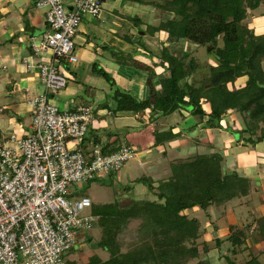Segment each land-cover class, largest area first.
I'll list each match as a JSON object with an SVG mask.
<instances>
[{
    "label": "trees",
    "instance_id": "16d2710c",
    "mask_svg": "<svg viewBox=\"0 0 264 264\" xmlns=\"http://www.w3.org/2000/svg\"><path fill=\"white\" fill-rule=\"evenodd\" d=\"M164 4L174 17L148 30L153 36L157 32H165L167 37L156 54L152 48L146 49L148 56L158 57L156 65L170 75L162 79L161 92L153 89L147 101L137 104H123L122 101L117 110L142 113L151 109L166 116L178 109L189 111L188 108L192 107L191 112L200 115L201 120L207 119L205 126L212 129H221L222 118L235 111L246 121L243 132L251 137L260 132L258 141L264 140V128H260V124H264V34L257 35L244 24L248 9L256 10L264 0H165ZM26 29L27 24L24 26ZM182 42L212 47L209 53L213 54V64L199 70L196 59L189 53L178 56L172 48L182 47ZM129 62L137 68H145L135 60ZM93 69L94 73L112 82L103 69L96 65ZM244 77H247L244 85H237V81ZM120 93L118 90L115 92L116 95ZM204 102L210 105L208 113L203 108ZM177 137L173 133H160L158 144ZM197 158L177 165L173 175L161 181L158 187L151 179H141L149 190L156 189L157 201L137 202L129 209L105 206L99 213V226L102 228L99 247L108 252L110 258L103 261L94 255L86 264H187L190 259L198 258L197 240L202 235L201 223L197 219H188L183 212L195 207L207 210L208 206H220L223 201L247 196L250 184L237 173L220 174V157L212 158V164L205 168L199 167ZM193 167L198 170L197 174L187 172ZM197 176L199 180L193 186ZM204 192L207 198L202 199L198 193ZM136 219L142 220L139 230L144 236L140 243H134L124 253L120 240L130 222ZM233 228L231 226L230 230ZM258 230L264 237V219L260 221ZM246 235L242 230L230 235L228 240L234 253ZM215 241L221 248L223 240L217 237ZM144 250L146 252L142 255ZM229 264L235 263L229 260ZM246 264L261 263L252 259Z\"/></svg>",
    "mask_w": 264,
    "mask_h": 264
},
{
    "label": "rangeland",
    "instance_id": "374dc122",
    "mask_svg": "<svg viewBox=\"0 0 264 264\" xmlns=\"http://www.w3.org/2000/svg\"><path fill=\"white\" fill-rule=\"evenodd\" d=\"M135 1L136 0L103 1L102 13L100 17V21L104 20L103 26L111 25L116 29H122L121 31H123L124 37L130 38V41L133 45V47L129 51L124 52V50L117 49L116 52H118V54H116V57L112 59H114L115 62H118L120 65H123L122 61L125 60V64L127 61L126 57H128L129 55V59L138 60L139 64H156L157 62L155 60H158V57L148 56L146 48L151 47L156 54V52H158L162 48V41H164L167 36L166 34H163V38L161 39V37L156 33L154 36L153 34H150L148 29L159 27L167 19L173 18L174 14L173 12L166 9L164 4L165 0H141L140 2ZM87 17L89 18H86L84 22L86 20H92L91 22L96 24L98 21V18H93L91 16ZM116 24L119 26H117ZM244 24L250 30L255 31L257 35L264 34V4H261L256 10L248 9L247 19L245 20ZM121 31L119 33L120 35ZM144 33H146V35H143ZM139 38L142 39V42H139L138 44ZM145 39H148L149 41L146 42ZM222 44L223 41L221 42V45ZM181 45L182 47L177 49L173 47L172 50H174V52L178 56L189 53L188 55L191 58L194 57L196 59L199 65V70L203 69L206 65L213 64L214 57L212 56L213 54H210L207 51L208 47L203 48L187 42H182ZM77 48L78 47H76L75 49V53L78 55L80 50H77ZM122 48L124 49L125 47L122 46ZM13 55H15V53ZM262 68L264 70V61L262 63ZM62 69L67 82V87L61 90L59 95H56L54 97H52L51 95L50 102L52 104H56L62 109H74L83 105L92 106L94 112L90 132L92 134V137L99 136L100 138H102L103 136V139L105 141H108L112 136L120 137L123 136V134L120 135L118 133L120 129H118L116 125L118 124V122L114 123V116H111V121L109 120V116L107 117L108 113L102 119L97 118L98 111L103 109H107V111H110L112 109V105L110 106V102H112V104L116 103L118 106V104H120L122 101L123 104H128V102H134L137 104L138 102L141 103L147 101L150 98L153 89L156 91V87H158L157 81L146 82V79V81L144 80V87L142 78H140L142 81L138 78H131L129 79L130 82H127L125 84L126 87L123 88L125 90H122L120 88L121 86H113L112 83H115L113 75H111L107 70L103 69L105 72H107V74L110 75L112 79V82H106L108 84V87L110 88V91H107L106 88L97 85H94L97 87L94 88L91 85L93 83L82 78L76 70V64L71 67L63 65ZM141 69L142 68L136 69L135 75L138 74L139 77H143L144 70ZM160 71V81H162L163 78L169 77V72L164 71L163 68L160 69ZM22 72L24 73L21 66L17 67L13 65L10 66L6 71L0 68V135L4 134L9 137L15 130H13L12 128V125L15 123L14 116L20 114L21 111H24L28 108V94L24 92L25 88L20 83L21 78L24 76ZM102 79L105 81V78L102 77ZM246 80L247 77L239 79L237 81V85H244ZM4 81L7 82V84ZM11 85L14 86V89L12 90L10 89ZM159 88L162 90V86ZM229 88L232 89V85L229 84ZM116 90L121 93L116 95ZM161 90L159 91L161 92ZM67 91H70V94L67 93V95H65ZM145 95H147L146 100ZM160 95L162 96L163 94L160 93ZM106 106H108L109 108ZM203 108L207 113L210 112V105L208 103L204 102ZM113 112L114 111H112V113ZM124 112L125 111H123V113ZM178 112L182 114L188 113L187 115H190L188 117H191V119L189 120L188 118V122L191 126H195L196 124H198V122L200 124L203 123L202 125H204L203 128L201 127V129L204 131H202L201 133L198 132L199 134H201L200 136L196 132L197 129L194 131L188 129L191 132V135L189 136L192 138V141L190 140L189 143L194 147L190 153H198V155L195 157H198L197 163L199 164L200 168L210 166L212 164V158L220 157L218 158V160L220 161H218L220 164V174H231L232 172L226 171H230L232 167L240 174L241 172H245V174L254 173L255 175L261 173V176H258L260 177L259 181H254L247 178V181L250 184V191L247 196H243L240 198L234 197L228 201L229 205H232L234 208L236 207L235 212L239 215H237L238 217L243 218L245 222H250L251 216L249 210V202H251V200H254L255 203L259 205L264 199V192H262V187L264 186V164L257 162V165L254 162V157L256 155L255 153L260 152L259 147L261 148V152H264V147H262L264 145V140L257 143L258 145H256V148L252 143L253 139H255L254 141L258 140V137L261 135V133L257 132L256 136L254 137H251V135L244 133L242 129L243 124L246 121L243 119L242 115L235 111L229 112L228 114L230 115L227 114V116L225 115L222 118L221 129L207 128L205 126L207 119H203L205 122H202L203 120H201V116L195 112L178 109L175 113ZM136 113L141 116L140 112ZM26 117L28 118L29 115H27ZM147 119L148 114L145 116V119L140 118V121H145L147 123ZM179 119L181 120L180 117ZM28 123L29 119H27L24 126H26ZM260 128L263 129L264 124H260ZM229 129H232L234 133L241 134V141H236L234 135L228 132ZM123 131V133H129V135L134 133L133 128H125ZM192 132H194L195 134H192ZM180 133L184 134L183 132ZM187 135L184 134V137H187ZM143 136L144 138L141 141L135 140L137 143H135V141L130 142L136 154L131 157L127 164H125L121 169V171L117 173H111L108 176L98 178L94 181L82 183L80 189L77 190L79 196L88 197L92 200V206L87 209V213L96 218V223L91 230L86 231L82 235L83 240L80 242V245L75 247L72 251L66 253L64 259L67 263L69 262V264H72L76 262V264H86L89 258L94 255L98 256L103 261L109 260L110 254L99 247V241L102 237V228L99 226L100 211H102L105 206L118 207V209H129L137 202L157 201L154 193L156 192V189L149 190V187L142 183L141 181L143 180L141 179L152 180V177H155L157 179L154 180H158L155 183V187H158L161 181H166L173 175V172L176 171L177 165L190 163V160L195 158L188 155L182 156L178 149H171L169 152L171 154V157H169L170 162L166 163L165 165H161L160 162H157V160H155V156L159 154V151L152 147V160L149 163L146 162V164H144V161L143 163H139L138 160L142 161L143 159H145V157H142L143 154H141V152L143 151L144 153H147L148 149L150 150L151 148L146 147L142 150V148H137L138 145L144 143L143 140L147 141L150 137L151 139H153V135L150 132ZM250 138L252 140H250ZM179 139L181 140L178 141V145L181 147V143L184 144L185 142L182 141V138ZM194 140L198 141L199 144L195 143ZM190 144H188L189 147L191 146ZM141 146H143V144ZM229 146L233 147V150L239 149L237 150L238 153L236 152L237 154H233L234 160L229 159V156L224 154L228 153V151L230 150L229 148H227ZM157 158L163 160L164 155L157 156ZM175 159L179 160L177 161ZM262 160L263 159H261V161ZM213 162L216 163L215 161ZM187 170V172H190L191 174H197L198 172L195 167L188 168ZM198 180L199 178L197 176L193 186L197 184ZM261 182L263 183L262 185ZM78 186L79 185H75L74 189L76 190ZM199 189L197 190L198 192H200ZM198 195L202 197V199L207 198L205 192L198 193ZM241 200L243 201L244 205L239 207L238 204L241 203ZM226 203L227 202L223 201L220 206H223ZM220 206H208L207 210H204L201 207H195L193 210L187 209L183 212V214L186 215L188 219H197L201 223L202 228V235L200 236L201 238L197 240L199 256L196 259H190L187 264H229V260L234 262L235 264H246L249 260L252 259H259V262L264 264V254L260 255L259 251L256 248H254L253 250L250 247V245L253 246L254 244L252 242V238H256L257 231H251V226L245 227L243 220L242 224L239 222L232 225L231 223H234L230 222L232 220L226 221L224 219V223L223 217L225 216L226 212H224V209L220 208ZM230 209L231 208H229V212L231 211ZM263 212L264 209L263 211H260L261 214H264ZM263 219L264 216L262 215L259 220L262 221ZM141 223L142 220L136 219L132 220L128 225V229L125 230V234H123L122 239L120 240L122 252L125 253L134 243H140L141 238L144 236L142 233H140L139 230L141 227ZM231 226L234 227L233 230H230ZM239 230L244 231L247 235L246 239L243 242L241 238V244L237 247V253H234L232 251L233 246L228 238L235 231ZM90 237L91 240H89ZM217 237L223 240L221 243V248H218V245L215 241V238ZM258 239L261 241L263 240L264 242L262 233ZM206 242L208 244H206ZM187 245L190 247L189 244ZM145 252L146 250L143 251L142 255Z\"/></svg>",
    "mask_w": 264,
    "mask_h": 264
},
{
    "label": "built area",
    "instance_id": "2783aa9c",
    "mask_svg": "<svg viewBox=\"0 0 264 264\" xmlns=\"http://www.w3.org/2000/svg\"><path fill=\"white\" fill-rule=\"evenodd\" d=\"M34 4L47 28L30 37L32 55L23 63L37 71L41 91L29 101V123L0 135V264H66V253L96 223L87 213L92 200L77 190L121 171L136 154L130 145L113 152L88 145L92 106L68 110L50 102L67 87L62 66L76 61L74 37L83 19L101 17L103 0Z\"/></svg>",
    "mask_w": 264,
    "mask_h": 264
},
{
    "label": "crops",
    "instance_id": "0c3cea01",
    "mask_svg": "<svg viewBox=\"0 0 264 264\" xmlns=\"http://www.w3.org/2000/svg\"><path fill=\"white\" fill-rule=\"evenodd\" d=\"M140 1L141 0H136L135 2H140ZM44 18H45L44 13L35 8L34 0H0V66L5 65L7 68L6 70H8V68L13 65L17 67L21 66L22 71H24V73L22 72L24 76L21 78L20 83L24 86L25 88L24 92L28 94L27 97L29 99L28 108L24 111H21V113L18 114L20 116L18 115L14 116L15 123L12 125L13 130L14 129L19 130V125L26 124V121L28 119L26 116L30 115L29 101L32 96H34L35 94L41 91V86L39 85L37 71L36 70L28 71L23 63V59L30 60V57L32 55L31 50L29 48V39L33 35V33H35L34 35H38L47 28ZM86 18H89V17H85L83 19L79 27V30L74 37L75 49L76 47H78L77 50L78 49L80 50L79 54L77 55L74 49L73 56L76 58V61L70 64L65 63V66L71 67L76 64V70L78 71V74L85 80L93 83L91 85L94 88H97L96 86H94V85H97V86L106 88L107 91H110V88L108 87V84L106 83L107 80L105 79L104 81L101 76L94 73L93 66L96 65L99 68L107 70L111 75H113L114 81H115L114 86L115 85L121 86L120 88L122 90H125L123 88L126 87L125 84L127 82H130L129 79L142 78L143 81L141 79L140 80L142 81L143 84L146 81V79H147L146 82L157 81L158 87H156V91L160 92L159 91L161 90L159 88L161 87L160 69H162V67L156 65L159 63V59L155 60L157 62L156 64H152V63L141 64L145 66L144 69H141V70H144L143 77H139L138 74L135 75L136 69H139V68L130 64L129 61L132 59H129L130 58L129 55L128 57H126L127 61L125 64H124L125 60L122 61L123 65H120L118 62H115V60L112 59L116 57L115 56L116 54H118V52H116L117 49L124 50V52L131 50L133 45L130 41V38L124 37L123 31H121L122 29H118V28L116 29L114 26H111L110 24H109L110 26H103L104 20L100 21L101 20L100 17H99L100 19L99 18L97 19L98 21L96 24L92 23L91 22L92 20H89V21L86 20L84 22ZM26 24L28 25V29L24 30V26ZM30 28H33V29H30ZM120 31H121L122 36L119 34ZM156 34L160 36L162 39L163 34H166V33L157 32ZM145 41L148 42L149 40L145 39ZM139 42H142L141 38H139L138 44ZM122 46H124L125 48L123 49ZM14 53L15 55H13ZM135 61L138 62V60H135ZM5 83L7 84V82ZM144 87H145V84H144ZM10 89L11 90L14 89V86L11 85ZM67 93L70 94V91H67L65 95H67ZM146 98H147V95H145V100ZM110 103H111L110 106L112 105V109H113L111 110L114 112L112 113V111L110 110L111 111L110 113V111H107V109L100 110L98 111L97 118L102 119L108 113L107 117L109 116V120L111 121V116H114V119H113L114 123L118 122V124L116 125H117V128L120 129L118 133L120 135L123 134V136H120V137L112 136L109 138L108 141H105L103 139L104 138L103 136L102 138H100L99 136L92 137V134L90 132V135L88 136V139H87L89 146L99 145L104 149L105 152H113L117 150L119 147H121V145L123 144L131 146L132 144L130 142H134L135 140L141 141L144 138L143 135L148 134L150 132L153 135V139H151L150 137L147 141L143 140L144 141V143H142L143 146H141L142 144H140L137 147L139 149L142 148V150L145 149L146 147L151 148L150 150L148 149L147 153H144L143 151L141 152V154H143L142 157H145V159H143L142 161L138 160L139 163H143L144 161V164H146V162L149 163L152 160L151 159L153 157L152 147H154L156 150L159 151V154L155 156L156 157L155 160H157V162H160L161 165H165L166 163L170 162L169 157H171V154L169 152L171 149L172 150L178 149V151L180 152L182 156L188 155L190 157H195L198 155L197 152L195 154L190 153L194 147L193 145L189 143L190 140L192 141V138L189 136L191 135V132L188 129L192 131L197 129L196 132L201 133L202 131H204L201 129V127L203 128L204 125H202L203 123L200 124L198 122V124H196L195 126H191L188 122V118H189L188 116H190V115H187L188 113L182 114L178 112V113H173L168 116H164L160 113L152 112L151 109H148L145 112H142L141 116H139L138 113L133 112V111H125L124 113L123 111L118 112L116 110L118 107L117 104L116 103L112 104V102ZM83 106H87V105H83ZM72 109H68V110H72ZM147 114H148V119L146 120L147 123L145 121H140V118L145 119V116ZM179 117L181 118V120L179 119ZM190 119L191 117L189 118V120ZM202 122H205V121L203 120ZM125 128H133L134 133L130 135L127 132L123 133L124 132L123 130ZM185 130H188V131H185ZM180 132H183L186 135L188 133L189 134L187 135V137H184V134H181ZM160 133H173L174 135H178V137L175 138L174 140L166 141L167 143L158 144V135ZM192 134H195V133L192 132ZM200 135L201 134H199V136ZM179 138H182V141L185 142L184 143L185 145L183 143H181V147L178 145V141L181 140ZM241 139H242V136L240 134L239 140H236V141H241ZM254 140L255 139H253L252 143L256 148V145H258L257 143H259L260 141L258 140L254 141ZM194 142L199 144L198 141L194 140ZM135 143L137 142L135 141ZM188 144H190L191 146L189 147ZM262 147H264V145ZM227 148H229L230 150L228 151V153H224V154L229 156L228 157L229 159L234 160V155L238 153L237 150L239 149L233 150V147H230V146ZM259 150L260 152H257V153L253 152L256 154L254 157V162L256 164L257 162L264 164V152L263 153L261 152L260 147H259ZM162 155H164L163 160H160L159 158H157V156H162ZM261 159L263 160L261 161ZM175 160L178 161L179 159H175ZM226 172L237 173L240 177H243L246 179L249 178L254 181L255 180L259 181L260 177L258 176H261V173H258V175H255L254 173L245 174V172L243 173L241 172L240 174L233 167L230 171L227 170ZM152 178H153L152 180L154 181V183L158 181V180H154L157 178L155 177H152ZM262 184L263 183L261 182V185ZM262 192H264V186L262 187ZM240 202L241 203L238 204L239 207L244 205L242 200ZM249 205H250L249 210H250V216H251L250 222H245L243 218L238 217L239 215L236 214L235 212L236 207L234 208L232 205H229L228 202L224 204L223 206H220V208L224 209V212H226L225 216L223 217V222L225 223L224 219L226 221L232 220L230 222H234V223H231L232 225H234L239 222L242 224L243 223L242 220H243L245 227L251 226L252 227L250 229L251 231L256 230L257 236L256 238H252V242L254 244L253 246L250 245V247L253 250L254 248H256L259 251V254L263 255L264 254V242L263 240L261 241L258 239L261 236V232L258 230V226L260 224L259 219L262 217V215L264 216V214L260 213V211H263L264 209V199L263 201H261L259 205L255 203L254 200H251V202H249ZM229 208H231L230 212H229ZM257 260L259 262V259Z\"/></svg>",
    "mask_w": 264,
    "mask_h": 264
},
{
    "label": "water",
    "instance_id": "95a60500",
    "mask_svg": "<svg viewBox=\"0 0 264 264\" xmlns=\"http://www.w3.org/2000/svg\"><path fill=\"white\" fill-rule=\"evenodd\" d=\"M211 48L212 47H208L207 51L208 52L211 51ZM188 110L191 111L192 107H189ZM229 132L234 135L236 140H239V138H240V134L239 133H234V131L232 129H229Z\"/></svg>",
    "mask_w": 264,
    "mask_h": 264
}]
</instances>
